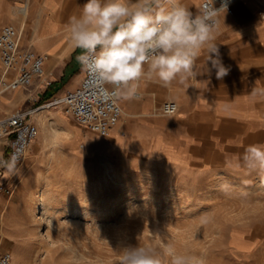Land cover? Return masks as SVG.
Segmentation results:
<instances>
[{"label": "rangeland", "instance_id": "1", "mask_svg": "<svg viewBox=\"0 0 264 264\" xmlns=\"http://www.w3.org/2000/svg\"><path fill=\"white\" fill-rule=\"evenodd\" d=\"M19 8L13 10L17 25ZM38 88L28 89L31 100L27 91H17L0 104L4 116L16 103L14 111L58 100L41 108L37 139L16 174L0 184V202L11 200L6 243L0 245L10 264H119L126 246L163 256L169 244L197 264H264V173L242 161L245 149L264 141V134L227 127L215 133L203 126L196 134L199 148H182L184 156H176L169 125L161 126L164 141L147 142L149 133L142 130L130 139L129 123L141 118L122 112L117 126L101 137L66 115L61 97L46 98ZM156 114L148 118L175 117ZM122 126L126 132L119 131ZM40 188L45 206L37 201ZM31 198L33 217L20 221ZM164 264H170L167 257Z\"/></svg>", "mask_w": 264, "mask_h": 264}, {"label": "crops", "instance_id": "2", "mask_svg": "<svg viewBox=\"0 0 264 264\" xmlns=\"http://www.w3.org/2000/svg\"><path fill=\"white\" fill-rule=\"evenodd\" d=\"M201 1L183 0V3L196 13ZM84 3L86 0H0V28L6 24L17 27L18 18L13 10L27 4L28 28L21 46L47 57L44 76H52V84L42 87L41 93L46 98L64 97L77 88L83 76L82 64L76 59L81 50L73 48L67 25L71 17L80 14ZM31 31L33 37L40 35L42 42L28 45ZM215 43L219 59L229 68L227 76L217 79L215 69L207 72L211 61L204 52L195 64L198 75L184 84L174 82L165 87L154 81H142L138 99L119 102L125 116L141 120H131L127 132L123 126L119 131L126 132L131 139L142 130L149 133L143 138L147 142L164 141L161 126L169 125V133L174 136L170 150L176 156H184L182 148H199L201 139L196 134L201 133L203 126L215 133L227 127L229 132L259 137L264 134V0H239L232 14H226L224 20L221 15ZM164 100L177 104L175 117L155 119ZM16 107L13 105L8 112ZM152 109L155 113H148ZM154 115L157 116L148 118ZM4 173L5 170H0L1 185L10 181Z\"/></svg>", "mask_w": 264, "mask_h": 264}, {"label": "clouds", "instance_id": "3", "mask_svg": "<svg viewBox=\"0 0 264 264\" xmlns=\"http://www.w3.org/2000/svg\"><path fill=\"white\" fill-rule=\"evenodd\" d=\"M202 0L193 13L183 0H86L78 16L70 18L67 32L76 59L100 82L110 86V96L131 101L139 98L142 81L168 87L195 78V64L207 52L217 79L229 73L219 59L215 43L221 15L229 0ZM214 54V55H213ZM18 157L5 159L0 168L5 177L16 174ZM243 166L264 173V144L249 145L242 156ZM119 264H197V258L175 251L169 244L163 256L140 245L122 249Z\"/></svg>", "mask_w": 264, "mask_h": 264}, {"label": "built area", "instance_id": "4", "mask_svg": "<svg viewBox=\"0 0 264 264\" xmlns=\"http://www.w3.org/2000/svg\"><path fill=\"white\" fill-rule=\"evenodd\" d=\"M239 0H229L226 14L233 13V7ZM202 2V1H201ZM200 2V4H201ZM220 6L216 0L215 7ZM21 30L11 24L0 28V104L1 98L6 94L17 91H27L31 100L34 86L38 88L41 78L45 75L46 56L36 54L34 51L23 48L20 44ZM83 76L74 91L67 92L61 98L64 112L77 124L84 126L92 133L101 137L109 135L122 116L119 99L108 94L110 86L100 82L87 67L82 65ZM48 81L44 86H51ZM58 100L46 105L19 109L9 114L0 115V153L5 159L15 154L19 159L17 168L25 159L30 146L38 137V130L31 115L41 108L49 109ZM178 110L177 104L167 101L159 108L163 117L173 116ZM10 255L4 253L0 256V264H10Z\"/></svg>", "mask_w": 264, "mask_h": 264}, {"label": "bare ground", "instance_id": "5", "mask_svg": "<svg viewBox=\"0 0 264 264\" xmlns=\"http://www.w3.org/2000/svg\"><path fill=\"white\" fill-rule=\"evenodd\" d=\"M28 1V0H27ZM28 11L27 10V4L25 6H22L21 8H19V18H20V23L17 25V27L21 30V44H23L24 40H25V36H24V31L26 30V26L28 24L27 22V14H28ZM30 14V13H29ZM40 24V22H39ZM38 25V24H37ZM32 32V31H31ZM42 38L41 36H36L35 38H32L31 40H29V44L28 45H31L32 42L36 43V42H42L41 41ZM46 40V39H45ZM34 45V44H33ZM37 46V45H36ZM35 46V47H36ZM33 47V46H32ZM32 49V48H31ZM48 80H50V78H47V76H43L41 78V83L38 85L39 87H44V84H46L48 82ZM18 94V93H17ZM16 94V95H17ZM1 101H4V102H10L9 100H6V98L2 97L1 98ZM120 102V99L118 101V103ZM120 105V104H119ZM61 106V104H60ZM121 107V106H120ZM121 111H122V108H121ZM41 113V110H37L35 111L34 113H32L31 115V122H33L35 124V122L39 125V124H44V121L42 119L41 116H39V114ZM9 114V113H8ZM176 114V113H175ZM7 115V113L5 114ZM119 123V122H118ZM117 126V125H116ZM37 128V127H36ZM29 151V150H28ZM22 179V178H21ZM24 179V178H23ZM22 179V180H23ZM11 188H13L14 192L16 191V189L18 188V185L15 186V184H11L10 185ZM39 194L41 193L40 195V198L37 199V201L41 202L43 204V206H45V196H44V193L41 191V188L38 190ZM36 199L35 198H31V200L29 201V203L26 205V207L23 209L22 211V214L20 215V221L23 220L22 219V215H27L29 217H33V215L31 214L32 210H33V201H35ZM10 199L6 201V203H1L0 202V245L1 244H5L6 243V240L5 238L7 237L6 235V229L8 228V225L6 223V218H7V211L8 209L11 207V203H10ZM44 209V208H43ZM22 216V217H21ZM36 221V220H35ZM23 264V263H22Z\"/></svg>", "mask_w": 264, "mask_h": 264}, {"label": "trees", "instance_id": "6", "mask_svg": "<svg viewBox=\"0 0 264 264\" xmlns=\"http://www.w3.org/2000/svg\"><path fill=\"white\" fill-rule=\"evenodd\" d=\"M50 95V94H49ZM52 95V94H51Z\"/></svg>", "mask_w": 264, "mask_h": 264}]
</instances>
